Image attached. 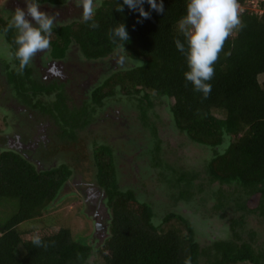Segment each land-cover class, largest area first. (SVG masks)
Masks as SVG:
<instances>
[{
	"label": "trees",
	"instance_id": "obj_1",
	"mask_svg": "<svg viewBox=\"0 0 264 264\" xmlns=\"http://www.w3.org/2000/svg\"><path fill=\"white\" fill-rule=\"evenodd\" d=\"M36 1L63 5L69 0ZM248 1L238 0L243 27L226 40L214 65L212 91L207 98L185 80L186 57L175 45L176 39L184 41L178 22L186 15L188 0H163V14L145 2L150 19L127 5L123 12L117 11L123 0L95 1L98 27L83 20L61 30L53 27L50 45L53 58L64 57L72 40L90 59L121 51L132 66L109 81L136 92L140 86L174 101L172 111L179 130L194 144L215 153L208 166L211 180L207 187L219 180L238 192L237 198L220 192L215 202L217 212L231 223V240L219 239L202 247L191 224L174 215L165 219L163 228L156 226L151 210H137L135 197L120 192L109 173L110 161L96 152L99 181L108 186L106 195L112 208L109 238L95 248L88 238L80 241L70 228L50 220V226L39 229L49 247L37 248L31 243L34 225L43 212L65 199L61 189L71 169L62 164L38 171L15 151L5 150L0 153V207L9 203L10 213L15 211L4 220L0 217V264H89L94 255L101 264H185L189 257L191 264H264V241L252 225H247L253 218L261 225L264 221V81L260 78L264 75V1L258 12L243 9ZM120 23L125 24L129 40L114 44L109 30ZM6 37L11 39L9 31ZM224 143L227 147L219 153L217 148ZM181 195L190 198L182 191ZM24 223L28 226L21 228Z\"/></svg>",
	"mask_w": 264,
	"mask_h": 264
},
{
	"label": "flooded vegetation",
	"instance_id": "obj_2",
	"mask_svg": "<svg viewBox=\"0 0 264 264\" xmlns=\"http://www.w3.org/2000/svg\"><path fill=\"white\" fill-rule=\"evenodd\" d=\"M80 1L69 0L63 5L36 2L42 11L55 16L53 27L61 30L83 20L82 15H75L78 10L83 11ZM18 6L26 9L25 1L20 4L16 1L7 9L14 12ZM9 19L0 17V33L8 47L10 42L4 28ZM9 32L13 42L16 30ZM11 47L13 55L9 54L13 59L0 55V114L4 115L1 118L5 132L12 133L0 140V150H13L29 162L45 167H55V164L69 166L71 175L62 186L61 194L72 189L74 191L64 195V198L72 195L78 201L89 195L88 201L80 203L95 224V232L88 236L90 245L98 248L105 243L110 236L112 221V208L106 195L108 186L99 181L96 152L106 162L110 161L109 173L113 174L111 179L120 192L131 193L135 197L137 210L143 207L151 210L152 222L156 226L163 227L165 219L174 215L191 224L196 239L204 236L211 242L225 231L226 225L230 226L229 221L225 222L220 216L219 226L208 224L209 232L203 223L192 220V224L187 219L201 203L213 198L216 202L220 192L223 196L225 193L234 198H237L238 192L228 189L219 180L207 187L211 180L208 166L215 153L194 144L179 130L172 111L174 101L170 97L140 86L136 92V89L109 81L116 73L132 66L121 51L100 59H90L72 40L64 57L53 58L50 47L33 57L23 74H18L19 61L14 57L16 45L11 44ZM75 57L83 60V64L74 65L72 61ZM19 79H23L24 83L17 86ZM31 84L37 85V88L33 90ZM55 85L58 90L52 88ZM37 114L46 118L39 137L33 124ZM165 129L168 131L163 133ZM182 145L194 150L181 156L176 151ZM226 147L227 143H224L218 146L217 151L223 153ZM196 149L213 154L206 165L192 155ZM180 158L188 160L185 162L187 166L179 161ZM103 165L107 166V163ZM181 191L190 198L181 195ZM214 211L217 212L215 208ZM155 220H160L161 224L157 225Z\"/></svg>",
	"mask_w": 264,
	"mask_h": 264
},
{
	"label": "clouds",
	"instance_id": "obj_3",
	"mask_svg": "<svg viewBox=\"0 0 264 264\" xmlns=\"http://www.w3.org/2000/svg\"><path fill=\"white\" fill-rule=\"evenodd\" d=\"M145 2L156 13H164L163 0H160V3H157V0H123V5L117 8V11L123 12L124 5H127L130 10L138 11L142 18L150 19V12L145 11L143 7ZM25 3L26 9L16 7L11 20L4 28L5 33L12 29L17 33L13 42L16 45L14 57L19 61V67L16 69L18 74H23L33 57L50 48L55 22V16L42 11L36 0H25ZM81 6L83 21H93L90 26L98 27L94 22V0H81ZM178 27L184 41L176 39L175 45L186 57L188 67L184 78L193 85L195 92L203 93L204 98H207L212 91L210 81L215 75L214 65L226 40L234 30L243 27L240 4L238 0H188L186 15L179 20ZM109 39L114 44L118 41H128L129 33L125 24L120 23L110 29ZM13 67L15 68V65ZM31 243L45 250L49 247V243L39 235L38 227L32 235ZM185 264H191L190 257L186 258Z\"/></svg>",
	"mask_w": 264,
	"mask_h": 264
},
{
	"label": "rangeland",
	"instance_id": "obj_4",
	"mask_svg": "<svg viewBox=\"0 0 264 264\" xmlns=\"http://www.w3.org/2000/svg\"><path fill=\"white\" fill-rule=\"evenodd\" d=\"M16 1H18L19 4H20V2L23 3L25 0H0V17L4 18V20H8L10 17L12 18L13 12L8 10L7 8L11 4H15ZM95 1L98 2V4L101 3V0H98V1L94 0V2ZM262 1H264V0H249L247 2L246 6H244L243 9H248V10H251V11L258 12L259 9H260V3ZM95 6H98V5L96 4ZM77 9H79V8L77 7ZM6 10H8L9 12L6 11ZM75 15H76V17H81L82 11L78 10V13H75ZM11 18L9 20H11ZM4 42H5L4 36L0 33V55L1 56L4 55L5 59L6 58L8 59L9 57H11V59H13L12 56H10L9 52L13 55V48L11 47V44H14V42H11L9 40V42H10V46L9 47L6 44H4ZM82 62H83V60H80L78 57H75V59L72 61V63L74 65H80V64L82 65L83 64ZM107 75H108V73L106 74V76ZM26 76H28V74H26ZM260 78H261V81H264V75L261 76ZM23 83H24L23 79H19V80L16 81V85L17 86L19 84H23ZM31 88L33 90H35L37 88V85L31 84ZM54 88L58 90L57 87H54ZM22 90L23 89H21L20 91H22ZM57 92H59V91H57ZM57 111H59V110H57ZM33 115H35V113H33ZM1 116H4V115L0 114V140H3L2 138H5V136L7 134H11L12 132H9V131L5 132V124H4V121L2 120ZM35 117H36V119H35ZM35 117H34V120H33V124L36 125L35 134H37V137H39L40 136V134H39L40 131L39 130L43 129L42 126H45L42 123H45V119L46 118L43 115H41V114H37ZM167 131L168 130L165 129L163 131V133H166ZM189 150H194V149L189 147V146L182 145L181 147H179V149L176 152H178V154L180 153V155L183 156V155H186L187 151H189ZM0 153H1V150H0ZM169 153H171V152H169ZM192 155H194L196 157L197 161L201 160V164L202 165H206L208 159H211L213 157L212 153L208 152V153L205 154V153H202L198 149L193 151ZM169 157H170V155H169ZM180 160H181V162L182 161L184 162V164L182 162V164L184 166H187L185 164V162H188V160L183 159V158H180L179 161ZM33 163H35V162H33ZM197 164H198V162H197ZM39 166H41L42 168H45V170L51 168L49 166H47V167L42 166V165H39ZM53 166L56 167L57 164H55ZM72 191H74V190H72V189H69L68 191L66 190L61 195H62V197H64V195L70 194ZM73 197L74 196L69 195L67 198L63 199L64 203L61 202V204L63 203L62 205L59 202H58V204L55 203L54 207L52 206V209H50L47 213L43 212V216L39 220H37V223H36V225H34L35 226L34 228L38 227V229H40V228H44V227L50 226L49 224L53 221L54 224L55 223H59L60 226L70 228L71 231H72V234L74 235V237H77V239L80 240V241H85L88 238V236L92 234V232H95V230H94L95 224L92 222V220L86 214L87 210L86 211H85V209L82 210V204H81V203H84V201L85 202L88 201L89 195L86 196L84 199L80 198V201H78L77 197H74V198ZM208 197L211 198V195L209 194ZM3 205H4V207L7 205L10 208V211H9V209H5L3 207ZM3 205H2V207H0L1 213H2L0 217H1L2 220H4L6 216L12 214L15 211L14 210L12 213H10L11 209H12L11 208V204L4 203ZM201 208H204L203 211L199 210ZM214 208H215V201H214V198H213V199H210L209 201H207L206 203H201V205H199V209L195 208L192 213H190L189 215L187 214L188 215L187 219L192 224H193L192 220H195V223H197V222H199L200 224L203 223L205 229L206 230L209 229V232H210V228L208 227V224L214 223L217 226H219V223H220V216L221 215H220V213L215 212ZM230 212H232L231 209H230ZM228 213H229V211H228ZM233 213L234 212H232V214ZM157 219H159V217ZM50 220H52V221H50ZM226 221H229V220L225 219V222ZM155 222H156L157 225L161 224L160 220L159 221L155 220ZM27 223H29V222H27ZM27 223H24L23 225H21V228L24 225H26ZM247 225L248 226L252 225L253 228H255L256 231L259 232L258 233L259 240L260 241H264V221H263V225H261V224L258 223L257 219L253 218V219H250V220L247 221ZM26 226H28V224ZM198 227H199L200 230H202L200 226H198ZM161 228H163V227L161 226ZM245 228H247V227L245 226ZM224 230L225 231H223V233L218 234V237H216L215 239H211V240H213L212 242L207 240L204 236H199V240L198 241L203 242V243H201L202 247H206V246L211 245L212 243H214L215 241H217L219 239H224V240H228V241L231 240L232 233L230 234V232H229L230 231L229 230V225H226ZM244 235H246V230H245ZM209 237H210V235H209ZM89 264H101L100 258H98L96 255H94L89 260Z\"/></svg>",
	"mask_w": 264,
	"mask_h": 264
},
{
	"label": "water",
	"instance_id": "obj_5",
	"mask_svg": "<svg viewBox=\"0 0 264 264\" xmlns=\"http://www.w3.org/2000/svg\"><path fill=\"white\" fill-rule=\"evenodd\" d=\"M33 163V162H32ZM35 164V166L37 167L38 171H42V170H45V168H42L41 166H39L38 163H33ZM47 170V169H46Z\"/></svg>",
	"mask_w": 264,
	"mask_h": 264
}]
</instances>
